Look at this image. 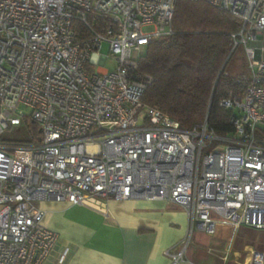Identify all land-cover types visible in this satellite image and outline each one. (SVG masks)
<instances>
[{
	"label": "built area",
	"instance_id": "obj_1",
	"mask_svg": "<svg viewBox=\"0 0 264 264\" xmlns=\"http://www.w3.org/2000/svg\"><path fill=\"white\" fill-rule=\"evenodd\" d=\"M176 1L0 0V264L44 263L57 241L44 200L177 204L188 224L164 250L172 264L185 261L196 233L226 240L241 225L264 230V0H190L239 23L229 56L242 48L248 83L219 102L232 112L224 135L207 116L185 129L142 103L152 78L138 73L135 54L172 34ZM25 118L39 126L37 142L2 137ZM242 264H264V249H248Z\"/></svg>",
	"mask_w": 264,
	"mask_h": 264
},
{
	"label": "trees",
	"instance_id": "obj_2",
	"mask_svg": "<svg viewBox=\"0 0 264 264\" xmlns=\"http://www.w3.org/2000/svg\"><path fill=\"white\" fill-rule=\"evenodd\" d=\"M231 14L204 1L177 0L170 23L172 34L152 40L138 58V73L152 78L142 103L156 106L185 129L208 125L219 135L232 131V112L219 105L231 92L241 93L248 80L242 74L228 75L230 34L238 28ZM75 26L82 37L88 29ZM25 135L21 144L37 142L39 126L29 118L22 122ZM256 138L264 143V125Z\"/></svg>",
	"mask_w": 264,
	"mask_h": 264
},
{
	"label": "crops",
	"instance_id": "obj_3",
	"mask_svg": "<svg viewBox=\"0 0 264 264\" xmlns=\"http://www.w3.org/2000/svg\"><path fill=\"white\" fill-rule=\"evenodd\" d=\"M91 203L94 208L54 200L38 202L45 210L43 224L57 233L43 264H172L164 250L185 236L188 224L179 205L112 198L104 205ZM243 227L226 240L196 233L185 261L176 264H242L248 249H259V241L244 237L253 233ZM64 250L68 253L60 263Z\"/></svg>",
	"mask_w": 264,
	"mask_h": 264
},
{
	"label": "rangeland",
	"instance_id": "obj_4",
	"mask_svg": "<svg viewBox=\"0 0 264 264\" xmlns=\"http://www.w3.org/2000/svg\"><path fill=\"white\" fill-rule=\"evenodd\" d=\"M144 50H145V46H142L140 52L138 54H135V56H139L143 54ZM107 52H108V44L106 42H103L100 50V54L106 55ZM103 68L106 70H112L114 68V62L112 60H108L107 63L103 66ZM225 72L228 75H232V76L237 74H242L245 77L248 76V69L242 48L238 47L236 51L232 54V56L230 57V59L228 60L225 66ZM22 124L23 123H21V125L19 126H9L5 130L2 137L5 140H9V141H17L18 138H23L25 132L23 130ZM243 228L253 233L252 235L247 234L244 237L247 239H253L254 241H259V249H264V230H256L249 227H243ZM255 233H257V235H255Z\"/></svg>",
	"mask_w": 264,
	"mask_h": 264
},
{
	"label": "bare ground",
	"instance_id": "obj_5",
	"mask_svg": "<svg viewBox=\"0 0 264 264\" xmlns=\"http://www.w3.org/2000/svg\"><path fill=\"white\" fill-rule=\"evenodd\" d=\"M96 203H98V202H96ZM98 204H100V203H98ZM101 205H104V204H101Z\"/></svg>",
	"mask_w": 264,
	"mask_h": 264
}]
</instances>
